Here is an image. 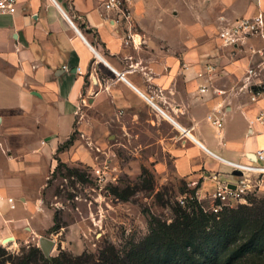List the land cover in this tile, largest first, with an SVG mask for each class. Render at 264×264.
Segmentation results:
<instances>
[{
    "label": "crops",
    "instance_id": "0c3cea01",
    "mask_svg": "<svg viewBox=\"0 0 264 264\" xmlns=\"http://www.w3.org/2000/svg\"><path fill=\"white\" fill-rule=\"evenodd\" d=\"M101 1L18 0L14 14L0 15L4 239L40 238L54 225L39 198L48 179L58 163L74 169L92 161L76 132L99 148L120 136L124 146L167 153L176 177L205 191L208 175L231 180L227 162H252L264 150L259 128L248 134L263 103L240 91L247 62L230 59L217 37L226 22L264 15V0H183L184 9L177 0H133L136 46L124 45L127 29L112 26ZM209 64L215 73L198 77ZM7 198L20 204L11 210Z\"/></svg>",
    "mask_w": 264,
    "mask_h": 264
},
{
    "label": "rangeland",
    "instance_id": "374dc122",
    "mask_svg": "<svg viewBox=\"0 0 264 264\" xmlns=\"http://www.w3.org/2000/svg\"><path fill=\"white\" fill-rule=\"evenodd\" d=\"M184 4L183 0H177L178 9H184ZM205 133L212 137L209 127ZM74 136L90 152L92 161L74 165V169H70L71 177H50L39 196L44 209L51 212L52 219L60 226L57 232H51L52 226L42 236L54 242L49 259L63 253L80 258V264H93L104 247L113 246L120 264H129L128 257L141 253L142 245L156 237L152 218L169 224L179 197L189 194L190 189L185 181L176 177L167 153L155 148L124 146L120 136L107 140L103 148L95 146L81 133L76 132ZM114 188L133 195L122 201L112 193ZM246 200L260 208L264 189L248 195ZM204 204L209 205V202ZM39 214L37 223L43 227L46 217ZM38 238H15L7 243L2 242L4 238L0 236V247L13 261L31 252L34 257L30 264H46L41 259V256L46 258L39 248ZM36 249L38 253L31 251Z\"/></svg>",
    "mask_w": 264,
    "mask_h": 264
},
{
    "label": "trees",
    "instance_id": "16d2710c",
    "mask_svg": "<svg viewBox=\"0 0 264 264\" xmlns=\"http://www.w3.org/2000/svg\"><path fill=\"white\" fill-rule=\"evenodd\" d=\"M71 176L72 171L61 163L52 175L53 178ZM112 193L122 201L133 195L120 193L118 188L112 189ZM53 221L51 232H57L60 226L55 218ZM152 223L156 237L142 245L141 253L129 256V264H264V200L260 208L251 201L219 215L205 214L197 203L191 202L184 208L178 205L169 224L155 218ZM33 257L29 252L13 261L0 247V264H30ZM41 259L46 264H80V258L63 253L50 260L42 256ZM93 264H120L115 248L104 247Z\"/></svg>",
    "mask_w": 264,
    "mask_h": 264
},
{
    "label": "built area",
    "instance_id": "2783aa9c",
    "mask_svg": "<svg viewBox=\"0 0 264 264\" xmlns=\"http://www.w3.org/2000/svg\"><path fill=\"white\" fill-rule=\"evenodd\" d=\"M17 1L0 0V15L14 14ZM132 6L133 0L101 1L102 12L107 15L112 26L127 29L128 33L123 39L125 46L142 44V41L137 39V35L131 32ZM217 37L222 48L228 50L230 59L233 61L245 59L247 62L243 69L240 91H247L251 103H263V107L248 120V134H255L256 127L259 128V133L264 134V15L259 12L251 17L239 18L232 23L226 22L219 28ZM216 70V65H205L203 71L198 73V77L212 75ZM198 92L203 95L207 92V88L202 86ZM213 93L223 94L224 91L214 90ZM206 119L214 128L221 129V118L210 114ZM253 156L254 161L248 163L227 162L231 168V180L224 179L216 173L208 175L207 178L212 184V189L209 191H205L199 181L188 182L186 186L190 192L179 197L178 205L184 208L189 203L195 202L203 213L211 215H219L226 210L248 205L246 197L264 189V150H257ZM96 174L99 177V171ZM204 202H209V205H205ZM6 203L11 210L16 208L13 198H7Z\"/></svg>",
    "mask_w": 264,
    "mask_h": 264
},
{
    "label": "water",
    "instance_id": "95a60500",
    "mask_svg": "<svg viewBox=\"0 0 264 264\" xmlns=\"http://www.w3.org/2000/svg\"><path fill=\"white\" fill-rule=\"evenodd\" d=\"M8 240H10V238L3 239V242H8ZM38 245H39V248H40L43 256L46 259H49L50 253H51L52 249L54 248V242L48 238L40 237V238H38Z\"/></svg>",
    "mask_w": 264,
    "mask_h": 264
},
{
    "label": "bare ground",
    "instance_id": "6f19581e",
    "mask_svg": "<svg viewBox=\"0 0 264 264\" xmlns=\"http://www.w3.org/2000/svg\"><path fill=\"white\" fill-rule=\"evenodd\" d=\"M8 241H14V238L13 237H10V240H8ZM2 242H3V240H2Z\"/></svg>",
    "mask_w": 264,
    "mask_h": 264
}]
</instances>
